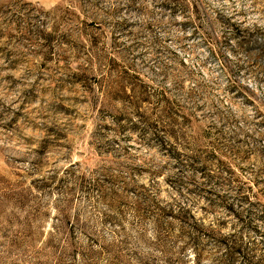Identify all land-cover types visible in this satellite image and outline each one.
Returning a JSON list of instances; mask_svg holds the SVG:
<instances>
[{"label": "rangeland", "instance_id": "1", "mask_svg": "<svg viewBox=\"0 0 264 264\" xmlns=\"http://www.w3.org/2000/svg\"><path fill=\"white\" fill-rule=\"evenodd\" d=\"M0 264H264V0H0Z\"/></svg>", "mask_w": 264, "mask_h": 264}]
</instances>
